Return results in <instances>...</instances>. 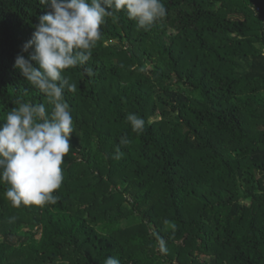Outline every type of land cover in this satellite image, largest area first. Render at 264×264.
Returning a JSON list of instances; mask_svg holds the SVG:
<instances>
[{
	"label": "trees",
	"instance_id": "trees-1",
	"mask_svg": "<svg viewBox=\"0 0 264 264\" xmlns=\"http://www.w3.org/2000/svg\"><path fill=\"white\" fill-rule=\"evenodd\" d=\"M163 3L149 30L113 12L94 75L64 71L59 199L14 208L0 183V264H264V0ZM50 10L0 0V124L17 101L52 109L13 67Z\"/></svg>",
	"mask_w": 264,
	"mask_h": 264
},
{
	"label": "clouds",
	"instance_id": "clouds-1",
	"mask_svg": "<svg viewBox=\"0 0 264 264\" xmlns=\"http://www.w3.org/2000/svg\"><path fill=\"white\" fill-rule=\"evenodd\" d=\"M50 8L38 18L34 32L22 47L32 52L28 58L17 55L13 67L28 84L47 97L44 103L17 101L0 124V183L7 184L5 196L14 208L56 204L55 191L63 182L65 157L70 152L71 135L75 132L73 116L64 91L75 93L64 71L84 67L92 50L102 39L101 26L113 12L126 11L139 28L149 30L167 15L163 0H38ZM34 62V63H33ZM35 64V66H34ZM85 75L94 72L84 67ZM132 131L141 134L145 120L135 113L126 117ZM126 143L125 138H121ZM119 158V148L116 149ZM175 228V225H172ZM160 250L166 251L163 239ZM105 264H120L109 256Z\"/></svg>",
	"mask_w": 264,
	"mask_h": 264
},
{
	"label": "rangeland",
	"instance_id": "rangeland-1",
	"mask_svg": "<svg viewBox=\"0 0 264 264\" xmlns=\"http://www.w3.org/2000/svg\"><path fill=\"white\" fill-rule=\"evenodd\" d=\"M25 230V229H24Z\"/></svg>",
	"mask_w": 264,
	"mask_h": 264
}]
</instances>
